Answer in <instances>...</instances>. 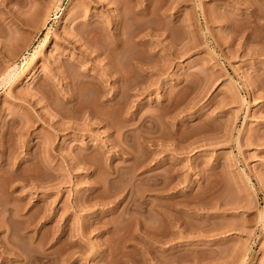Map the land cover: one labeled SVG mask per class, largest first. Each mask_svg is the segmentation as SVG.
<instances>
[{
  "label": "rangeland",
  "instance_id": "rangeland-1",
  "mask_svg": "<svg viewBox=\"0 0 264 264\" xmlns=\"http://www.w3.org/2000/svg\"><path fill=\"white\" fill-rule=\"evenodd\" d=\"M40 1L0 0V264H264V0Z\"/></svg>",
  "mask_w": 264,
  "mask_h": 264
},
{
  "label": "bare ground",
  "instance_id": "bare-ground-1",
  "mask_svg": "<svg viewBox=\"0 0 264 264\" xmlns=\"http://www.w3.org/2000/svg\"><path fill=\"white\" fill-rule=\"evenodd\" d=\"M29 2H30V4L33 6L32 8H31V10L30 11H32V12H29V13H31V14H27L30 18L31 17H37L40 13V6H39V4H40V0H29ZM39 13V14H38ZM123 13V14H122ZM121 14H122V16L124 15L125 16V11L124 12H122ZM125 13V14H124ZM36 14H38L37 16H35ZM121 16V17H122ZM29 18H21V22H25V21H27ZM31 19H33V18H31ZM122 19V18H121ZM123 20V19H122ZM121 20V21H122ZM29 22V21H28ZM119 23H120V20H118L116 23H115V26H117V25H119ZM88 36H86L85 37V41H86V49H88V48H92V45L93 44H95L94 42H96V44H98L97 43V40H96V38L98 39V40H100V37H97V36H95L96 35V33H92V31L91 32H89L88 34H87ZM119 36V35H118ZM96 37V38H95ZM117 38H119V37H117ZM102 42V41H101ZM103 43V42H102ZM101 43V44H102ZM108 44V43H107ZM105 44L103 43V45L101 46V45H99V47H100V49H98V52H97V54H96V56H101L102 57V59H108V61L110 60L111 61V59H110V57L112 56H110L109 57V52H110V50H109V48H107L108 47V45H110V44H108L107 46L105 45ZM113 45V43L111 44V46ZM118 46V44H116V43H114V45H113V47H112V49H114V48H116ZM98 47V48H99ZM103 47V48H102ZM105 47V48H104ZM111 49V48H110ZM109 50V52H107ZM114 52H115V50H113ZM113 51H112V53H113ZM87 53H88V51H86ZM90 53V52H89ZM112 58V57H111ZM13 72L11 71V73L9 72V74H12ZM9 74L7 73V76H9ZM6 76V77H7ZM5 77V78H6ZM8 78V77H7ZM70 97H72V93H70L69 94V96H68V98H70ZM99 110V109H98ZM101 111H104V110H101ZM97 112V111H96ZM97 113H101V112H97ZM101 114H103V113H101ZM99 115V114H98ZM104 117H105V115H104ZM108 117V116H107ZM106 117V118H107ZM102 118V117H101ZM104 119V118H103ZM105 120V119H104ZM107 120H108V118H107ZM48 143H50L49 141H48ZM36 175V174H35ZM13 215H11V217H12ZM10 217V216H9ZM14 217V216H13ZM34 252V251H33ZM37 252V251H36ZM42 252H40V253H38L37 252V254L35 253V254H33V256H29V258L27 259L28 260V264H36L37 262H39L40 260H41V257H45V256H42V254H41ZM45 253V252H44ZM40 254V255H39ZM45 255V254H44ZM43 259V258H42ZM42 262V261H41ZM37 264H39V263H37ZM41 264V263H40Z\"/></svg>",
  "mask_w": 264,
  "mask_h": 264
}]
</instances>
